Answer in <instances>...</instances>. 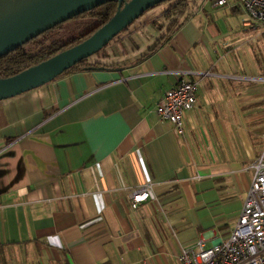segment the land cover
I'll use <instances>...</instances> for the list:
<instances>
[{"label": "crops", "instance_id": "1", "mask_svg": "<svg viewBox=\"0 0 264 264\" xmlns=\"http://www.w3.org/2000/svg\"><path fill=\"white\" fill-rule=\"evenodd\" d=\"M215 2L157 45L158 7L117 66L0 100V264H182L229 237L264 151V81L243 74L239 9ZM186 73L201 86L177 135L156 107Z\"/></svg>", "mask_w": 264, "mask_h": 264}, {"label": "water", "instance_id": "2", "mask_svg": "<svg viewBox=\"0 0 264 264\" xmlns=\"http://www.w3.org/2000/svg\"><path fill=\"white\" fill-rule=\"evenodd\" d=\"M109 0H0V57L35 37ZM115 14L83 41L12 76L0 77V100L54 80L90 57L141 17L166 0H118Z\"/></svg>", "mask_w": 264, "mask_h": 264}, {"label": "built area", "instance_id": "3", "mask_svg": "<svg viewBox=\"0 0 264 264\" xmlns=\"http://www.w3.org/2000/svg\"><path fill=\"white\" fill-rule=\"evenodd\" d=\"M216 5L236 7L243 14L237 41L248 43L264 32V0H216ZM201 80L184 74L163 93L156 107L161 121H169L177 135L183 132V116L198 102ZM254 178L248 190L244 207L229 237L208 246L204 238L182 250V264H264V151L254 161ZM150 185L136 189L131 195L134 208L154 198Z\"/></svg>", "mask_w": 264, "mask_h": 264}, {"label": "trees", "instance_id": "4", "mask_svg": "<svg viewBox=\"0 0 264 264\" xmlns=\"http://www.w3.org/2000/svg\"><path fill=\"white\" fill-rule=\"evenodd\" d=\"M118 6V0H109L95 7L94 9L77 16L78 18L91 17L94 20V25L79 36H74L67 39L55 37L51 33V30L56 26H60L62 24L60 23L28 42L35 43L37 48L35 52L26 51L24 49V46H21L1 56L0 77L12 76L28 67L36 65L54 56L64 49H67L83 41L84 39L89 37L95 30L105 24L115 14ZM162 6H164V8L159 14L160 19L155 18L152 20V24L159 31H161V36L158 38L157 45L162 44L164 41L168 40L170 36L182 26L191 12L192 2L190 0H166L155 5L154 7H151L146 12ZM145 13L142 16H144ZM161 19L163 21H161ZM135 21L123 31H129L130 27L135 23ZM119 34L117 36H119ZM116 37H114V39H112L101 50L91 55L90 57L82 59L80 62L65 70L56 78L80 70H99L117 66V63L106 62V59L108 58L106 49L111 45V43L115 41ZM154 49L155 48L151 49V51H153Z\"/></svg>", "mask_w": 264, "mask_h": 264}, {"label": "rangeland", "instance_id": "5", "mask_svg": "<svg viewBox=\"0 0 264 264\" xmlns=\"http://www.w3.org/2000/svg\"><path fill=\"white\" fill-rule=\"evenodd\" d=\"M190 1L192 2L193 5L195 0H190ZM155 9L146 12L145 15L137 19L135 23H137L140 19L144 17L148 19L151 18L155 14V12H153ZM239 17H240L239 22L241 23V21L243 20V14H240V16L237 17V20L239 19ZM154 18L160 19L159 15ZM161 21L163 20L161 19ZM93 25H94V20L91 17H85V18L75 17L73 19H69L63 22L60 26L54 27L51 30V33L57 38L67 39L70 37L79 36L83 32L90 29ZM133 26L134 25H132L131 27ZM238 26H239L238 29L239 28L242 29L241 25ZM129 31L121 32L119 36L115 38V41L111 43V45L106 49V52L108 53V58L106 59V62H117V61L122 62L123 60L127 59L125 58V55L117 56V57L116 56L112 57V55L117 53L119 50H123L124 47L126 49L130 44H133L128 34ZM237 42L238 44L241 43L244 48L243 56L246 60L247 69L243 68L246 69L243 70V74L244 75L247 74L249 80L255 79L254 77H256V75L254 73V68L252 67L256 66L260 71L259 75L263 76V77H259V80L264 81V32L259 35H256V37H254V39H252L248 43H243V41L240 40H238ZM23 46L26 51L35 52L37 50L36 45L33 42L26 43Z\"/></svg>", "mask_w": 264, "mask_h": 264}]
</instances>
